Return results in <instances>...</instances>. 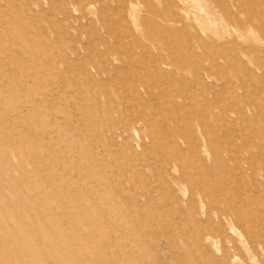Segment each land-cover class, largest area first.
Masks as SVG:
<instances>
[{
    "label": "rangeland",
    "instance_id": "rangeland-1",
    "mask_svg": "<svg viewBox=\"0 0 264 264\" xmlns=\"http://www.w3.org/2000/svg\"><path fill=\"white\" fill-rule=\"evenodd\" d=\"M0 264H264V0H0Z\"/></svg>",
    "mask_w": 264,
    "mask_h": 264
},
{
    "label": "bare ground",
    "instance_id": "bare-ground-1",
    "mask_svg": "<svg viewBox=\"0 0 264 264\" xmlns=\"http://www.w3.org/2000/svg\"><path fill=\"white\" fill-rule=\"evenodd\" d=\"M180 20V19H179ZM240 181H241V179H240ZM230 197V196H229ZM227 215H228V213H227ZM229 217V216H228ZM226 219V218H225ZM233 221V220H232ZM210 223V222H209ZM236 228V227H235ZM232 229V228H231ZM236 231H237V229H236ZM239 232V231H238ZM238 234H240V233H238ZM243 235V234H242ZM240 239V238H239ZM243 240V239H242ZM249 240V239H248ZM246 242V241H245ZM244 246V245H243Z\"/></svg>",
    "mask_w": 264,
    "mask_h": 264
}]
</instances>
